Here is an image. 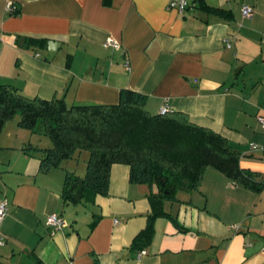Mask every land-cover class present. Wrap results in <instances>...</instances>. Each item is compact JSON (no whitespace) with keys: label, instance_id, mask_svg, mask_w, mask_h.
I'll list each match as a JSON object with an SVG mask.
<instances>
[{"label":"crops","instance_id":"obj_1","mask_svg":"<svg viewBox=\"0 0 264 264\" xmlns=\"http://www.w3.org/2000/svg\"><path fill=\"white\" fill-rule=\"evenodd\" d=\"M169 1L0 0V84L66 106L113 105L133 90L149 114L166 105L223 136L261 189L208 168L196 190L160 200L114 164L106 196L64 204V174L82 177L87 153L41 173L50 142L12 119L0 132V264H264V0H184L182 12ZM109 39L118 50L103 47ZM50 214L65 227L46 226Z\"/></svg>","mask_w":264,"mask_h":264},{"label":"trees","instance_id":"obj_2","mask_svg":"<svg viewBox=\"0 0 264 264\" xmlns=\"http://www.w3.org/2000/svg\"><path fill=\"white\" fill-rule=\"evenodd\" d=\"M23 42L24 47L42 46L46 40ZM144 106V96L128 89L119 91L113 105L66 106L62 100L27 98L12 85L0 84V132L17 117V127L46 138L50 146L42 150L41 173L87 153L82 177L64 174L59 194L64 204L80 203L86 191L106 196L114 164L128 168L130 184L155 186L160 200H172L175 191L196 190L208 168L248 190L261 189L251 172L239 168V153L223 136L181 112L151 115Z\"/></svg>","mask_w":264,"mask_h":264},{"label":"built area","instance_id":"obj_3","mask_svg":"<svg viewBox=\"0 0 264 264\" xmlns=\"http://www.w3.org/2000/svg\"><path fill=\"white\" fill-rule=\"evenodd\" d=\"M168 8L176 10L177 12H182L186 8V3L184 0H171L168 3ZM4 12L9 14V15L14 14L16 12L15 5L11 2H5ZM251 14H252V9L249 6H242L241 7V9H240L241 18H243V19L249 18L251 16ZM224 44H225L226 48H229V42L227 39L224 41ZM103 47L110 48L114 51L119 49L117 42L114 40H111V39L106 40L103 44ZM123 67L125 70H128L126 62L124 63ZM167 109H168L167 106L163 105L159 108L158 113L162 115V114L167 112ZM256 121L261 126V128H264V115L263 116H257ZM255 150H259V147H257L254 144H249L248 151H255ZM6 213H7V204L5 201H1L0 202V222L4 218ZM45 224H46V226H48L49 228H51L53 230H59V229L65 227V223L63 222V220L55 214L48 215L46 217ZM140 254H144V252H141Z\"/></svg>","mask_w":264,"mask_h":264},{"label":"rangeland","instance_id":"obj_4","mask_svg":"<svg viewBox=\"0 0 264 264\" xmlns=\"http://www.w3.org/2000/svg\"><path fill=\"white\" fill-rule=\"evenodd\" d=\"M13 120H16V121H17V117H14ZM36 138H37V137H36ZM39 140H43L44 142H47V141H48V140H47L46 138H44V137H42V139H39ZM80 154H82V156H83V155L86 156V152L81 151ZM75 159L78 160L79 158H75ZM75 159H73V161H74Z\"/></svg>","mask_w":264,"mask_h":264},{"label":"water","instance_id":"obj_5","mask_svg":"<svg viewBox=\"0 0 264 264\" xmlns=\"http://www.w3.org/2000/svg\"><path fill=\"white\" fill-rule=\"evenodd\" d=\"M53 45H55V43L54 42H50V41H48L47 43H46V50L48 51V52H52L51 50H50V48H51V46H53Z\"/></svg>","mask_w":264,"mask_h":264}]
</instances>
